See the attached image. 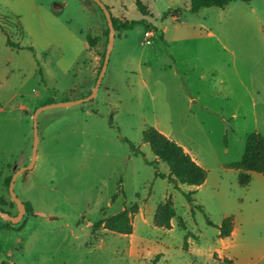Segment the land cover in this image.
I'll return each mask as SVG.
<instances>
[{
  "label": "rangeland",
  "instance_id": "1",
  "mask_svg": "<svg viewBox=\"0 0 264 264\" xmlns=\"http://www.w3.org/2000/svg\"><path fill=\"white\" fill-rule=\"evenodd\" d=\"M103 2L147 24L115 30L93 98L37 112L34 163L14 182L31 209L17 223L0 217V264H223L215 251L264 264V176L242 186L225 166L240 160L247 134L264 136V0L195 13L190 0ZM175 8L177 18L163 17ZM0 25V209L15 215L8 178L31 160L34 113L91 92L108 33L92 0H0ZM149 126L203 162L198 188L156 175L168 167L142 140ZM168 197L171 227L155 226ZM133 204L131 234L102 227ZM230 215L234 233L220 238Z\"/></svg>",
  "mask_w": 264,
  "mask_h": 264
},
{
  "label": "trees",
  "instance_id": "2",
  "mask_svg": "<svg viewBox=\"0 0 264 264\" xmlns=\"http://www.w3.org/2000/svg\"><path fill=\"white\" fill-rule=\"evenodd\" d=\"M103 1V0H102ZM236 0H190L188 11L191 13L197 12L203 7H218L223 8L228 3ZM243 2H249L250 0H239ZM138 8L144 15H147L146 9L137 1ZM108 8V6H107ZM109 9V8H108ZM181 13L180 8L168 9L163 13V17L170 14L174 18H177ZM112 16V15H111ZM112 22L115 30H129L132 29L138 23H145L143 20H120L119 18L112 16ZM0 29L6 34L2 26ZM108 33V28H107ZM86 40L89 45H93L96 38H91L90 35H86ZM6 44L11 47L20 46L6 35ZM32 50V48H29ZM100 70V69H99ZM99 72V71H98ZM142 140L149 144V147L156 158L164 163L168 167V174L164 175L156 173L157 176L167 177L168 181L173 184L174 187H178L179 184H186L197 187L201 185L207 176V171L200 165H198L194 159L190 156L184 148L177 144L174 140H171L166 135L158 131L156 128L149 126L142 132ZM133 153L139 154V150L129 143ZM228 168H233L238 171L237 180L240 185L246 186L250 182V173L258 172L264 176V136L253 131L246 135L245 147L243 154L238 161L229 162L225 164ZM10 177L8 178L9 182ZM191 192L186 193V198L191 201ZM202 209V207L199 206ZM31 207L27 204L26 211ZM137 211L136 204L131 205L128 208L104 219L102 221V227L112 232L120 234L132 233V215ZM175 216V209L171 197L166 198L163 202L159 203L155 209L153 215V224L158 227L170 228L171 219ZM208 224L213 223L207 219ZM233 227V216L224 217L221 223L217 226L218 236L227 237L230 235ZM223 264H236L232 259L224 257L222 259Z\"/></svg>",
  "mask_w": 264,
  "mask_h": 264
},
{
  "label": "water",
  "instance_id": "3",
  "mask_svg": "<svg viewBox=\"0 0 264 264\" xmlns=\"http://www.w3.org/2000/svg\"><path fill=\"white\" fill-rule=\"evenodd\" d=\"M95 2L98 7L102 10L104 17L106 19L107 28H108V34H107V43H106V49L105 54L103 58L102 65L100 67V70L98 72L95 84L91 90V92L86 95L85 97L76 99V100H70V101H64V102H56V103H47L43 106H41L33 115V145H32V152H31V160L28 165L20 167L13 171V173L10 176L9 182H8V192L12 199V201L15 203L17 208V213L15 215H11L10 213L3 211L0 209V217L6 221H9L11 223H17L22 218L23 214L26 212L25 204L22 202L20 198L17 197V195L14 192V182L18 175H20L22 172H24L27 169H30L33 166L34 159L36 156V149H37V121H36V114L39 110L48 108V107H55V106H68L72 104H78L81 102L89 101L91 98H93L99 88V85L101 83L102 77L104 76V73L107 68V64L109 61L110 52L113 47L114 37H115V29L112 22V16L105 5V3L102 0H92Z\"/></svg>",
  "mask_w": 264,
  "mask_h": 264
},
{
  "label": "crops",
  "instance_id": "4",
  "mask_svg": "<svg viewBox=\"0 0 264 264\" xmlns=\"http://www.w3.org/2000/svg\"><path fill=\"white\" fill-rule=\"evenodd\" d=\"M184 150L186 151V152H188L189 154H190V156L194 159V161L198 164V165H200V166H202L205 170H206V167H205V165L203 164V162H201V161H199L197 158H195V156H193L187 149H185L184 148ZM233 169V168H232ZM207 171V170H206ZM237 171V170H236ZM237 174H238V171H237ZM251 174H252V172L250 173V181H251ZM250 183V182H249ZM248 183V184H249ZM200 186V185H199ZM199 186H197V187H194V186H191V187H193V188H198ZM247 186V185H246ZM234 226L232 227V231H231V233H230V235L229 236H231L233 233H234ZM131 234V233H130ZM229 236H227V237H229ZM221 238V237H220ZM213 254H216L217 255V257H218V259L220 260V262L222 261V259L224 258V257H226V258H228V259H232L231 257H228V256H221L220 255V252L219 251H215ZM236 264H239V263H237L234 259H232ZM219 261H217V263H218Z\"/></svg>",
  "mask_w": 264,
  "mask_h": 264
},
{
  "label": "built area",
  "instance_id": "5",
  "mask_svg": "<svg viewBox=\"0 0 264 264\" xmlns=\"http://www.w3.org/2000/svg\"><path fill=\"white\" fill-rule=\"evenodd\" d=\"M146 35L149 36V32L148 31L146 32Z\"/></svg>",
  "mask_w": 264,
  "mask_h": 264
}]
</instances>
